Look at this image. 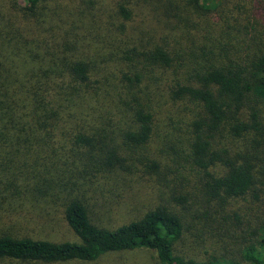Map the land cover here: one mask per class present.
Returning a JSON list of instances; mask_svg holds the SVG:
<instances>
[{"label":"trees","instance_id":"obj_1","mask_svg":"<svg viewBox=\"0 0 264 264\" xmlns=\"http://www.w3.org/2000/svg\"><path fill=\"white\" fill-rule=\"evenodd\" d=\"M139 249L264 264V0H0V260Z\"/></svg>","mask_w":264,"mask_h":264},{"label":"rangeland","instance_id":"obj_2","mask_svg":"<svg viewBox=\"0 0 264 264\" xmlns=\"http://www.w3.org/2000/svg\"><path fill=\"white\" fill-rule=\"evenodd\" d=\"M18 3L21 6H24L26 4V0H18ZM161 157V155H160ZM169 156L164 155L163 156V162L169 163ZM169 178H173V176H168ZM95 181V180H94ZM98 182V181H97ZM95 181L94 185L95 191H91L89 193L88 197V204L90 205V208L92 210V217H93V223L100 225V226H107L111 227L114 223H120L127 221L128 216L126 213H124L123 210H119L120 207L117 206L119 201L114 196H108L105 200L107 201V204L104 205L105 202H103V198L101 196L102 189L100 187L99 183ZM101 189V190H100ZM138 189V188H137ZM133 192H136L133 191ZM125 203L122 206L126 207V202H135V197L130 196V191L127 193H124ZM55 225L49 226L47 229H45L44 233H37V235H34L35 238H42L46 239L52 242H61V241H77L75 235L68 229V227L65 224L59 223V221H55ZM40 232V231H37ZM30 233V231L28 232ZM185 234H194V232H186ZM192 239V238H191ZM190 238H188V244H187V251L188 252H196L198 249L195 246V243L192 242ZM0 264H41V263H34V262H18V261H12V260H0ZM52 264H159L158 259L156 257V254L153 251L146 250V249H139V250H133V251H123V252H116L104 255L98 260L95 261H67V262H61V263H52Z\"/></svg>","mask_w":264,"mask_h":264}]
</instances>
